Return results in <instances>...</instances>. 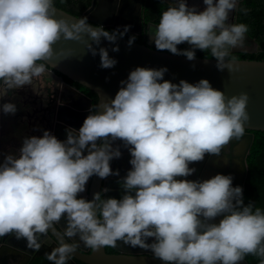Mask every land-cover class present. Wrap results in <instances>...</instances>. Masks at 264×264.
Segmentation results:
<instances>
[{"label":"clouds","instance_id":"9594fccd","mask_svg":"<svg viewBox=\"0 0 264 264\" xmlns=\"http://www.w3.org/2000/svg\"><path fill=\"white\" fill-rule=\"evenodd\" d=\"M204 9L176 0L154 27L157 51L196 58V50H210L220 71H233L226 63L230 49L243 47L248 26L228 23L238 0H203ZM53 0H0V92L30 84L45 71L53 46L64 40L81 41L102 69L117 61L102 40L116 44L131 26L107 31L91 27L86 18L69 24L55 19ZM136 40L128 39V47ZM187 43L183 51L178 45ZM118 52L119 47L112 48ZM167 68L137 67L120 82L114 99L98 105L79 130L66 129L60 141L45 130L41 137H25L18 155L0 163V237L15 235L29 249L39 250L38 234H46L62 218L65 235L79 237L94 251L115 247L118 241L150 250L163 264H240L253 255L264 264V210L245 204L242 187H233L231 175L217 174L190 181L189 165L205 155H219L231 140L244 134L249 120L246 93L228 98L208 80L195 84L164 80ZM102 107V111L98 110ZM15 115L14 103L0 105ZM120 141L130 154L131 170L118 181L121 199L91 201L78 198L89 179L119 176L111 161L122 155ZM87 152V155L84 153ZM104 189L103 192H107ZM223 217L219 223H212ZM151 240V243L148 241ZM74 246L61 244L47 254L52 264H67Z\"/></svg>","mask_w":264,"mask_h":264},{"label":"water","instance_id":"95a60500","mask_svg":"<svg viewBox=\"0 0 264 264\" xmlns=\"http://www.w3.org/2000/svg\"><path fill=\"white\" fill-rule=\"evenodd\" d=\"M53 8L55 19H64L69 24L82 19L54 5ZM86 22L93 28L110 25L121 31L125 26H131L128 33L132 35H140L143 32L141 12L131 13L128 3L124 2H121L116 17L106 22H98L97 25L91 24L87 20ZM155 26L154 23L148 25V43L146 44L134 42L131 47H128L126 38H118L116 44H111L106 40H102L98 47L93 44L97 53L99 47H104L108 50L109 57L117 61L111 69H102L99 55L94 57L88 51L87 45L92 41L87 34H82L81 41H66L61 37L60 41L53 46V57L47 61L38 62L45 64L44 72L33 77L31 83L23 88L13 89L7 93L0 92V98L3 94L4 103L10 102L17 106L16 114L11 116L18 127L9 134L12 141L4 151V156L18 155L25 137H41L45 130L51 132L58 140L64 141L67 128L79 130L85 118L90 114V109L94 112L98 105H103L114 99L120 88V82L126 80L132 70L137 67L157 70L167 68L164 80L173 84H179L181 80L195 84L201 79H205L209 81L213 89L223 92L228 98L239 96L241 93L248 95L246 111L249 120L244 124V134L239 140H231L219 154H222V157L227 160L225 164H222L226 170L223 175H231L233 177L232 186L242 187L244 193L248 176L247 157L254 141L253 132H264V61L226 59V63H234V70L229 71L226 68L220 71L216 68L215 58L196 57L195 60L189 61L184 56L173 55L166 50L157 51L152 48L155 47L153 41ZM117 46L119 51L113 52L112 48ZM229 53H255V51L230 49ZM64 78L94 93L97 96V102L94 103L92 97L64 81ZM14 90L17 91V94L12 100L10 96ZM26 91L30 92V100L26 96ZM98 110L102 111L103 109L100 107ZM118 146L122 155L110 163L112 171H118L119 176L112 175L107 179L91 177L86 185V191L81 193L78 198L91 201L96 193H100L102 200L104 198H122L124 193L118 181L131 170L129 164L131 157L121 142ZM113 147L116 145L114 144ZM227 148L229 153L226 154ZM84 154L87 155V152ZM3 159L2 156L0 163L3 162ZM104 189H108V191L105 193ZM222 218L217 217L211 222L218 224ZM65 231L66 227L59 221L41 236L48 239V243L57 247L62 243L74 246L75 251L70 256L87 264H163L154 258L150 250L133 248L125 245L122 241H118L115 247L109 246L117 254L106 253V246L97 251L91 249V252L88 253L90 248L81 245L76 237L66 236ZM2 239L3 237L0 238V244ZM151 242V240L148 241V243ZM240 264H248V262L243 260Z\"/></svg>","mask_w":264,"mask_h":264},{"label":"flooded vegetation","instance_id":"af4514ba","mask_svg":"<svg viewBox=\"0 0 264 264\" xmlns=\"http://www.w3.org/2000/svg\"><path fill=\"white\" fill-rule=\"evenodd\" d=\"M128 1V2H127ZM171 6L175 5L176 0H162ZM245 0H238L237 9L229 14L228 23L240 24V13L242 12V4ZM95 2V6L93 4ZM121 2L125 4L128 3L129 10L131 13L141 12L143 20V32L140 35L143 39L142 44L148 43V25L152 22L147 21V14H152L157 12V7L152 4L151 7L148 4V0H90L89 7L82 13V18H86L91 24L97 25L98 22H106L109 19L117 16ZM187 5L189 7H196L199 11L204 9L203 0H187ZM87 15V16H86ZM105 30L111 32L116 30L113 26H104ZM134 35V34H133ZM260 43L258 39L251 34V30L248 29L246 33V39L243 47L236 48L239 50L246 51H255L257 53L260 51ZM156 49L155 47H152ZM250 53V54H255ZM60 75V74H58ZM65 81V78H64ZM67 82V81H66ZM26 96L30 100V92L26 91ZM17 94V91L14 90L10 98L13 100L14 95ZM4 104L3 94H1L0 105ZM18 127V124L13 121L11 115H5L0 111V158L4 157V151L7 149L8 144L12 141L10 133ZM18 138V137H17ZM122 143V142H121ZM120 144V141L115 143L116 147ZM229 153L228 148L226 149V154ZM227 162L221 155H205V158L201 162L192 163L189 165L190 168H195L196 171L193 175L186 178L178 179H187L190 181H204L214 177L217 174H222L226 171L222 167V164ZM61 223L66 227V220L62 218ZM1 238V237H0ZM81 245L86 247L79 237H76ZM48 239L38 235V242L41 244L39 250L29 249L27 247V242L23 239L17 240L15 235L3 236L2 242L0 244V264H52L51 261L47 259V254L57 248L56 245L50 244L47 242ZM91 252V248L88 253ZM106 253L108 254H117L115 250L106 246ZM67 264H87L81 260L75 259L74 257L69 256Z\"/></svg>","mask_w":264,"mask_h":264},{"label":"trees","instance_id":"16d2710c","mask_svg":"<svg viewBox=\"0 0 264 264\" xmlns=\"http://www.w3.org/2000/svg\"><path fill=\"white\" fill-rule=\"evenodd\" d=\"M148 4L157 7V12L147 14V21L158 24L161 14L171 5L162 0H148ZM53 5L63 9L77 17L82 18V13L89 7L90 0H53ZM240 23L246 24L251 29V34L255 36L260 43V51L255 54L250 53H229L226 59H249L264 61V0H245L242 4V12L240 13ZM135 36L137 43H143L141 36L127 33L124 37ZM190 46L186 44L178 45V49L183 51ZM196 57L214 58L210 50L203 52L196 50ZM65 81L77 87L88 96L92 97L94 103L97 102V96L82 88L80 85L71 82L65 78ZM254 141L250 153L247 157L248 176L245 182V190L243 193L245 204L252 202L255 207L264 210V132H253ZM244 260L248 264H260V259L253 255L245 256Z\"/></svg>","mask_w":264,"mask_h":264},{"label":"rangeland","instance_id":"374dc122","mask_svg":"<svg viewBox=\"0 0 264 264\" xmlns=\"http://www.w3.org/2000/svg\"><path fill=\"white\" fill-rule=\"evenodd\" d=\"M250 29V28H249ZM251 30V29H250Z\"/></svg>","mask_w":264,"mask_h":264}]
</instances>
